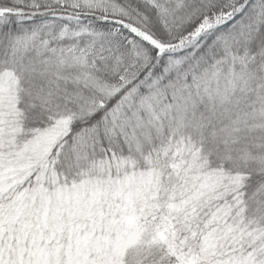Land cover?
Listing matches in <instances>:
<instances>
[{"label": "snow or ice", "instance_id": "6c2138e0", "mask_svg": "<svg viewBox=\"0 0 264 264\" xmlns=\"http://www.w3.org/2000/svg\"><path fill=\"white\" fill-rule=\"evenodd\" d=\"M0 264H264V0H0Z\"/></svg>", "mask_w": 264, "mask_h": 264}]
</instances>
